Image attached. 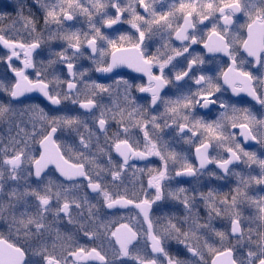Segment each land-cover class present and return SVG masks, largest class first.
Masks as SVG:
<instances>
[{"label": "snow or ice", "instance_id": "snow-or-ice-1", "mask_svg": "<svg viewBox=\"0 0 264 264\" xmlns=\"http://www.w3.org/2000/svg\"><path fill=\"white\" fill-rule=\"evenodd\" d=\"M0 264H264V0H0Z\"/></svg>", "mask_w": 264, "mask_h": 264}, {"label": "flooded vegetation", "instance_id": "flooded-vegetation-1", "mask_svg": "<svg viewBox=\"0 0 264 264\" xmlns=\"http://www.w3.org/2000/svg\"><path fill=\"white\" fill-rule=\"evenodd\" d=\"M3 2H7V0H3Z\"/></svg>", "mask_w": 264, "mask_h": 264}]
</instances>
